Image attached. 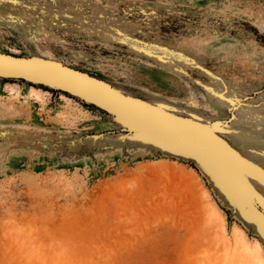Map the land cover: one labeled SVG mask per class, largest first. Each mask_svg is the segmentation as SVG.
Returning <instances> with one entry per match:
<instances>
[{"label":"rangeland","instance_id":"374dc122","mask_svg":"<svg viewBox=\"0 0 264 264\" xmlns=\"http://www.w3.org/2000/svg\"><path fill=\"white\" fill-rule=\"evenodd\" d=\"M0 54L204 126L252 187L82 98L0 77V264H264V0H0Z\"/></svg>","mask_w":264,"mask_h":264},{"label":"water","instance_id":"95a60500","mask_svg":"<svg viewBox=\"0 0 264 264\" xmlns=\"http://www.w3.org/2000/svg\"><path fill=\"white\" fill-rule=\"evenodd\" d=\"M0 77L52 86L130 120L171 149L185 152L229 186L252 187L238 172L240 154L204 126L113 90L107 83L40 58L0 54ZM255 198L257 195L254 194Z\"/></svg>","mask_w":264,"mask_h":264},{"label":"bare ground","instance_id":"6f19581e","mask_svg":"<svg viewBox=\"0 0 264 264\" xmlns=\"http://www.w3.org/2000/svg\"><path fill=\"white\" fill-rule=\"evenodd\" d=\"M210 89H211V86L209 87ZM31 89H33V88H31ZM212 89H213V87H212ZM33 90H35V89H33ZM222 89H220V91H221ZM218 91V90H217ZM219 93V92H218ZM221 102H222V100H221Z\"/></svg>","mask_w":264,"mask_h":264}]
</instances>
